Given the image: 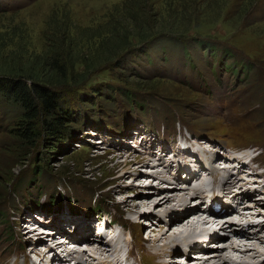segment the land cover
Wrapping results in <instances>:
<instances>
[{
  "label": "rangeland",
  "instance_id": "1",
  "mask_svg": "<svg viewBox=\"0 0 264 264\" xmlns=\"http://www.w3.org/2000/svg\"><path fill=\"white\" fill-rule=\"evenodd\" d=\"M64 63L65 72L58 66ZM17 78L49 82L71 121L62 138H46L48 117L37 112L28 141L21 132L24 109L0 92V264H43L48 257L55 264L61 225L75 223L79 238L99 240L94 233L102 218L132 231L123 250H130L131 264H162L160 252L173 255L183 245L177 240L185 218L203 206L185 201L188 211L179 209L188 188L161 187L151 170L166 167L156 158L158 146L175 149L179 136H196L190 142L198 156L205 145L233 154L247 148L264 168V0H0V81ZM247 171L223 191L244 196L258 213L260 192L247 187L252 194L243 195L240 187L255 178ZM183 211L189 215L180 216ZM199 225L190 227L195 232ZM254 237L245 245L250 254L228 253L252 256L250 264L264 261V240ZM89 241L97 242L84 238ZM102 243L94 244L96 252ZM193 250L170 262L194 264L200 249ZM109 254L98 261L116 264L111 247Z\"/></svg>",
  "mask_w": 264,
  "mask_h": 264
},
{
  "label": "bare ground",
  "instance_id": "2",
  "mask_svg": "<svg viewBox=\"0 0 264 264\" xmlns=\"http://www.w3.org/2000/svg\"><path fill=\"white\" fill-rule=\"evenodd\" d=\"M143 139H145V138H141V141L143 140ZM156 140V139H155ZM141 141H140V143H141ZM200 141V140H199ZM153 142H154V140H153ZM200 143V142H199ZM139 146H140V144H139ZM141 147V146H140ZM120 149H122V147H120ZM205 149V151H207V152H211V150H208V149H206V148H204ZM163 152V154L166 152V150L164 151V150H161V153ZM177 154H180V152H178ZM155 156V155H154ZM230 159V158H229ZM248 158H245L243 161H241L242 163H241V168L238 170V169H236V168H234V167H232V168H230V170H227L226 171V175L219 181V188H217L216 190H214L215 192H216V195H222V196H228L227 195V191H228V189H230L231 187H234L235 185H237V184H239L240 183V180H242V177H241V175H240V172L242 171V170H244V166L245 165H250L249 163H252V159L251 160H247ZM217 160H220V158L218 157L217 158ZM163 160H162V157H159V159H158V162H160V166H162V165H164V166H166V167H164L166 170H165V172H167L168 170H170L171 169V161H166V160H164L163 162H162ZM126 163H128V161H125ZM213 163V162H212ZM181 167V166H180ZM151 170H153L152 168H151ZM162 170L163 169H161L160 170V173L162 172ZM238 170V171H237ZM202 171H205V170H203V166L202 165H200V167H199V169H198V171L197 172H194L193 173V179L194 180H196V181H198V180H200V183H199V185H201L202 184V180L203 179H200V177H201V175H202ZM223 171H225V170H223ZM163 172H164V170H163ZM162 172V173H163ZM170 172V171H169ZM161 173V175L162 176H158V175H156L159 179H161V181H163V180H167L168 181V179L167 178H165V177H163V176H167L165 173H163L162 174ZM201 173V174H200ZM252 173H253V171H252ZM165 174V175H164ZM238 174V175H237ZM200 175V177H197V176H199ZM218 175H219V172L218 173H216V174H214V176H215V178H217L218 177ZM237 176H239L238 178H236ZM197 178V179H196ZM220 183L222 184V187L220 188ZM248 183H250V182H247V183H245V185L246 184H248ZM170 186H172V187H174L173 185H170ZM183 186H188L187 185V183H181L180 184V186L179 187H183ZM189 189V188H188ZM223 190H227V191H223ZM246 190H247V188L245 189V191L243 192V195H247V192H246ZM182 191V190H181ZM258 192V191H257ZM236 193H238L239 194V192L238 191H236L234 194H236ZM187 194V193H186ZM189 194H190V192H189ZM204 194V195H203ZM250 194H252V192H250ZM176 195V194H175ZM201 195H203V196H201ZM263 195H264V188H262V191L259 193V196H258V198H262L263 199V202H264V197H263ZM176 196H179V197H177L178 199H179V201H181V199L183 198V196L182 195H176ZM194 196H198V200H203L205 197H208V195H206L205 194V192L203 191V190H200V191H198V192H195L194 193V195L192 196V197H194ZM242 196V195H241ZM241 196H238V195H236L235 197L233 196V195H229L228 196V202L229 203H234V204H237V205H240V207H241V210L242 211H244L245 213H240L239 215H237L238 214V212H236V217H235V221H232V220H230V216H232V211H233V209L231 208V206L230 205H228V204H223V210H221V211H219V212H212L213 214H214V217L213 218H210V217H202L201 219H197L195 216L196 215H198V213H196V212H192V211H190V212H192V215H190V216H188V217H191V216H193L192 217V219L193 220H195L194 222H192V219H186L185 218V220H187L186 221V225L183 227V229H180V231H179V238H186L189 234H193V233H196V232H198V231H200L202 234H203V236L201 237L202 239H204L205 240V238H206V235H204L205 233H210V232H212L213 231V223H216V225H218L220 228H223V229H225L226 227H227V224H228V222H237L239 225H240V223L239 222H241L243 219H245V218H247V214H249V216H251V215H253V216H260L261 215V213H264L263 211V209H260V211L258 212V213H255L254 211H252L251 209H250V205L251 206H253V204H250V203H247L246 201H248V200H246V201H244L245 200V198H244V196L243 197H241ZM246 197V196H245ZM161 200L159 201L161 204H167L168 203V200L166 199V196H164V195H161ZM251 198V197H250ZM257 201H258V199H256ZM185 201H187V202H185ZM184 202H185V204L186 205H189V201H188V199H186V200H184L183 202H181L180 204H181V206H180V208L179 209H187V211H188V206H186V207H184L183 206V204H184ZM257 203L255 202V207L257 206L256 205ZM203 207V206H202ZM190 208V207H189ZM201 210V209H200ZM200 210H199V212H200ZM187 211H183V212H181L182 214L180 215V216H185V215H189L188 213L189 212H187ZM235 212V211H234ZM178 212H173V214H177ZM38 216L36 217V215H35V219L36 220H42V217L44 218V216L43 215H40L39 216V214H37ZM262 215H264V214H262ZM42 216V217H41ZM172 216V215H171ZM227 218H229V219H227ZM180 219V217H178V218H176V221H178ZM191 220V221H190ZM132 222H133V220H131ZM207 222V223H212L210 226H211V228L210 227H208L207 225H205V224H207V223H204V222ZM201 223V224H203V226L202 227H200V225H199V229H197V230H195V232L191 229V227L190 226H193L194 224H196V223ZM92 225V222L91 221H89V219L87 220V217H86V223H85V228H86V230H88V231H90L89 229H90V224ZM106 224H108V221H106L105 222ZM70 223H64L63 225H61V227L63 228V230L64 231H67V230H69V227H68V225H69ZM181 224V222H179L178 223V225H180ZM190 224V225H189ZM72 226H76V224L74 223V224H72ZM71 226V227H72ZM204 226H206V227H204ZM56 227V226H55ZM55 227H52V228H55ZM197 227V226H196ZM219 227H216V229H214V230H219V229H217V228H219ZM250 226H247V227H241V228H239V226H236V229H234L233 230V236L234 237H237V238H242L244 241L242 242V243H239V242H236V241H232L231 243L229 242V238H227V239H224L223 241H221V242H216V243H214V242H212L214 245H216L217 243L218 244H220V245H222L221 243L222 242H225V241H228L230 244H228V248L229 249H227V247H224V249H221L220 251H223V252H228V251H231V252H233V251H236L237 249H239L238 251L239 252H241L242 254H246V255H248V254H250L252 251H254V250H252V248H249V251H248V248H246L245 247V245L247 244V240H249V239H253V238H251V237H253V236H255L254 237V239L255 240H257V239H259V240H264V223L263 224H259L258 226H256L257 227V229H258V231L257 230H255V229H252V230H249L248 228H249ZM254 227V226H253ZM60 228V227H59ZM62 228H60V231H63L62 230ZM238 230L239 231H242V232H238ZM42 231H44V230H42ZM101 230H99V232H100ZM262 232L263 234H259L258 232ZM48 232H50V231H48ZM99 232H97V233H99ZM129 232H130V234H132V231L130 230V228H129ZM97 233H95V235H97ZM166 233V232H165ZM236 234L238 235V236H236ZM242 236H244V237H242ZM248 237V238H247ZM86 238H89L90 240L92 239L93 241H97V242H88V244L89 245H92V248H93V251H94V253H98V255H101V256H104V259H108L109 257H110V254H109V247H111V245H108V244H110V243H108L107 241H105L103 238H98L99 240H97L95 237H90V235L89 236H87ZM241 239V240H242ZM147 240H150V238L149 237H147ZM59 241H61V240H59ZM182 241H185V239H183ZM102 242H104V243H108V244H102L103 246H104V250H102V249H100L101 247H99V252H96V248H95V243H102ZM251 242H252V240H251ZM264 242V241H263ZM59 244H62V246H63V242L61 243V242H58ZM212 243H209V244H212ZM54 245H56V244H54ZM34 246V247H33ZM62 246H59V247H61L62 248ZM52 247H54V246H52ZM245 247V248H244ZM36 247H35V245H32V250H34ZM61 248H56V249H54V251H57V250H60ZM112 248V247H111ZM117 248H118V246H116L115 247V249L114 248H112V250H114L115 251V254H116V252H117ZM256 250H255V252H256V254L258 253V251H259V248L257 249L256 247H254ZM53 249V248H52ZM54 251H52V252H54ZM92 251V252H93ZM179 251H181L180 250V248H178V246H177V249H176V252L172 255V257H176L177 255H179L178 253H179ZM217 251L218 250H213V251H207L205 254H207V256H205L206 258L205 259H198L196 262L194 261V264H216L215 263V261L216 260H218L217 259V256L216 255H219V254H217ZM261 251H262V249H261ZM192 252V251H191ZM201 251H197V253L199 254ZM263 252V251H262ZM160 253H162L163 255H165V253L166 252H164V251H162V252H160ZM208 253H210L209 255H208ZM240 253V254H241ZM260 253V252H259ZM169 254H171L170 252H169ZM189 254V252L187 253V256L185 257V259H187V257H190V255H188ZM256 254H255V256H256ZM117 255H118V253H117ZM168 255V254H167ZM194 255H195V253H194ZM115 256V255H114ZM181 255H179V256H177L178 258H181L180 257ZM196 256V255H195ZM209 256H210V258H209ZM118 257V256H117ZM191 257H194V256H191ZM230 257H232V254L230 255ZM264 257V256H263ZM56 258V257H55ZM100 258V257H99ZM242 258H243V256H242ZM114 259V261L116 262V264H122V262H120V260H118L117 258H113ZM170 259H172V258H169V260ZM219 259H221V260H223L224 262L222 263V264H231V263H233V261L232 262H230V263H228L229 262V258H223L222 257V255H220V258ZM43 260V259H42ZM41 260V261H42ZM53 260H55V259H53ZM41 261H39V262H36L35 264H39ZM52 261V260H51ZM173 261V260H172ZM175 261V260H174ZM188 261V262H187ZM240 261V260H239ZM239 261H236L235 262V264L237 263H240V264H250V262H253L254 261V258L252 257V256H247V257H245L244 259H243V261H241V262H239ZM189 262H191L190 260H186L185 261V264H187V263H189ZM42 263V262H41ZM55 264L56 263H59V264H70V260H68V262L67 263H65V262H63V259H61V260H59V261H57V262H54ZM177 263H180V262H177ZM193 263V262H192ZM31 264H33V262L31 263ZM50 264V263H49ZM52 264V263H51ZM162 264H173V262H169V263H167L166 261H162ZM175 264V263H174ZM183 264V263H182ZM253 264H264V261L261 259L260 261H258V262H255V263H253Z\"/></svg>",
  "mask_w": 264,
  "mask_h": 264
},
{
  "label": "trees",
  "instance_id": "3",
  "mask_svg": "<svg viewBox=\"0 0 264 264\" xmlns=\"http://www.w3.org/2000/svg\"><path fill=\"white\" fill-rule=\"evenodd\" d=\"M114 32H116V28L113 27L111 33ZM52 60L56 64L57 61L54 57H52ZM58 66L64 72L68 68L66 63ZM48 85H50L49 82L40 85L33 80L26 81L25 79L21 80L19 78L14 79L13 82L6 83V85L0 81V92H3L6 97L13 99L15 102H18L24 109V117L22 118L24 122L22 123L21 132L28 141L29 139L32 141L34 138V124L31 122L36 118L37 112L42 111L48 117L43 128L46 138H62V133L66 127L65 122L71 121L69 112L60 108L58 103L59 96L54 95Z\"/></svg>",
  "mask_w": 264,
  "mask_h": 264
}]
</instances>
